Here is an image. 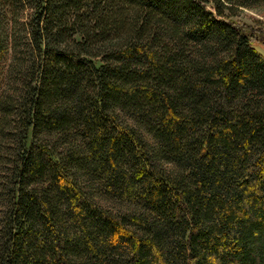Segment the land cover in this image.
I'll use <instances>...</instances> for the list:
<instances>
[{
	"label": "trees",
	"instance_id": "obj_1",
	"mask_svg": "<svg viewBox=\"0 0 264 264\" xmlns=\"http://www.w3.org/2000/svg\"><path fill=\"white\" fill-rule=\"evenodd\" d=\"M262 6L0 0V264H264Z\"/></svg>",
	"mask_w": 264,
	"mask_h": 264
},
{
	"label": "rangeland",
	"instance_id": "obj_2",
	"mask_svg": "<svg viewBox=\"0 0 264 264\" xmlns=\"http://www.w3.org/2000/svg\"><path fill=\"white\" fill-rule=\"evenodd\" d=\"M235 19L244 21L246 23L263 26L264 27V6L259 9H244ZM263 22V23H262ZM254 47L264 55V41L255 40Z\"/></svg>",
	"mask_w": 264,
	"mask_h": 264
}]
</instances>
